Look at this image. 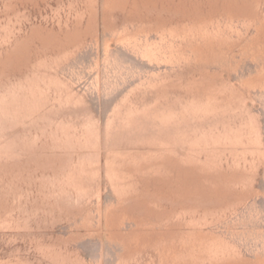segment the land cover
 <instances>
[{"label": "rangeland", "instance_id": "rangeland-1", "mask_svg": "<svg viewBox=\"0 0 264 264\" xmlns=\"http://www.w3.org/2000/svg\"><path fill=\"white\" fill-rule=\"evenodd\" d=\"M0 264H264V0H0Z\"/></svg>", "mask_w": 264, "mask_h": 264}]
</instances>
